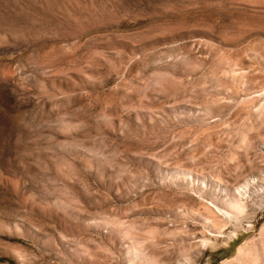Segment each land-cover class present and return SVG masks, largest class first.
Instances as JSON below:
<instances>
[{
    "label": "rangeland",
    "instance_id": "374dc122",
    "mask_svg": "<svg viewBox=\"0 0 264 264\" xmlns=\"http://www.w3.org/2000/svg\"><path fill=\"white\" fill-rule=\"evenodd\" d=\"M0 264H264V0H0Z\"/></svg>",
    "mask_w": 264,
    "mask_h": 264
}]
</instances>
